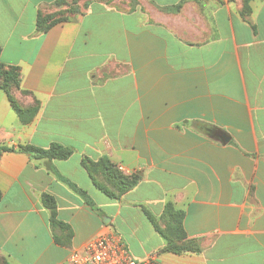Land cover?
Returning a JSON list of instances; mask_svg holds the SVG:
<instances>
[{
    "label": "crops",
    "instance_id": "obj_1",
    "mask_svg": "<svg viewBox=\"0 0 264 264\" xmlns=\"http://www.w3.org/2000/svg\"><path fill=\"white\" fill-rule=\"evenodd\" d=\"M135 1L88 0L41 32L57 0H0L12 96L38 106L23 123L0 88V264H71L109 234L141 264H264V0ZM54 143L73 154L19 149ZM102 157L141 177L120 199L83 163ZM44 194L67 228L51 226ZM167 203L200 252L162 251L145 209L160 218Z\"/></svg>",
    "mask_w": 264,
    "mask_h": 264
},
{
    "label": "trees",
    "instance_id": "obj_2",
    "mask_svg": "<svg viewBox=\"0 0 264 264\" xmlns=\"http://www.w3.org/2000/svg\"><path fill=\"white\" fill-rule=\"evenodd\" d=\"M62 0H57L56 4H61ZM249 1L245 0V8L249 9ZM181 4L176 6L178 9ZM77 12V11H76ZM69 18H53L52 15L40 12L38 16L37 27L41 32H47L53 25ZM2 48L0 46V56ZM15 87H20V67L17 65H6L0 58V88L7 91L13 108L19 114L23 123H28L38 110V106L32 108L22 107L17 100L12 96V90ZM4 150H13L14 148L3 147ZM19 149L36 158L47 159H67L73 154L71 147L63 144L54 143L49 148H41L31 144L19 145ZM84 165L89 169L91 176L96 186L103 191L111 199H120L128 190L135 187L140 181L139 174L128 175L121 172L117 165L113 164L109 158L102 157L99 162H93L89 158L83 159ZM102 172V176L98 172ZM97 176V177H96ZM84 197L86 201L94 207V202L91 200L87 192L75 184L71 183ZM1 198V192H0ZM43 204L50 210V223L54 229H65L68 224H65L58 218L57 202L50 194L43 195ZM145 214L153 224L155 230L159 232L166 241L162 251L174 253L183 252H200L201 244L198 240L187 238V233L184 228L185 213L182 210L176 209L172 203H167L164 213L160 218L145 209Z\"/></svg>",
    "mask_w": 264,
    "mask_h": 264
},
{
    "label": "built area",
    "instance_id": "obj_3",
    "mask_svg": "<svg viewBox=\"0 0 264 264\" xmlns=\"http://www.w3.org/2000/svg\"><path fill=\"white\" fill-rule=\"evenodd\" d=\"M117 168L132 174L133 170L119 164ZM71 264H141L129 252L123 238L118 234L99 236L86 244L83 249L76 250L70 257ZM146 264H152L148 258Z\"/></svg>",
    "mask_w": 264,
    "mask_h": 264
},
{
    "label": "rangeland",
    "instance_id": "obj_4",
    "mask_svg": "<svg viewBox=\"0 0 264 264\" xmlns=\"http://www.w3.org/2000/svg\"><path fill=\"white\" fill-rule=\"evenodd\" d=\"M88 0H62L61 4H56L55 6L49 7L44 14L52 15L53 18H70L75 15L76 11L81 9V5ZM108 3L117 4L120 7H125L130 0H106ZM136 1L131 0V4ZM124 195V194H123ZM122 195V196H123ZM121 196V197H122Z\"/></svg>",
    "mask_w": 264,
    "mask_h": 264
},
{
    "label": "water",
    "instance_id": "obj_5",
    "mask_svg": "<svg viewBox=\"0 0 264 264\" xmlns=\"http://www.w3.org/2000/svg\"><path fill=\"white\" fill-rule=\"evenodd\" d=\"M222 137H223L225 142H227L229 140L225 134H223Z\"/></svg>",
    "mask_w": 264,
    "mask_h": 264
}]
</instances>
